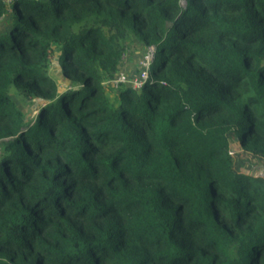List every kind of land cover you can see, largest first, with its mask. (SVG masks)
Segmentation results:
<instances>
[{
    "label": "trees",
    "instance_id": "1",
    "mask_svg": "<svg viewBox=\"0 0 264 264\" xmlns=\"http://www.w3.org/2000/svg\"><path fill=\"white\" fill-rule=\"evenodd\" d=\"M231 138L264 163V0H0V264H264Z\"/></svg>",
    "mask_w": 264,
    "mask_h": 264
},
{
    "label": "rangeland",
    "instance_id": "2",
    "mask_svg": "<svg viewBox=\"0 0 264 264\" xmlns=\"http://www.w3.org/2000/svg\"><path fill=\"white\" fill-rule=\"evenodd\" d=\"M53 51L54 52H50V74L61 87H64L67 84L62 79L61 70L58 63V55L60 50L57 47H54ZM152 51H154L153 47L149 48L143 42H141L140 39L136 37L133 38L127 43L119 69L116 73L118 74L120 72H123L126 74L128 79H132L133 77L138 75L141 70V67L139 65L140 62L145 61L147 63V60L151 59V56H153ZM123 85L124 84H121V86ZM13 97L15 98L17 104L24 111H34L35 107L31 102H28V100H24L15 95ZM231 147L234 154L236 155L238 165L248 166L249 168H251L250 172L253 174L262 176L264 175V163L259 156H257L250 150L241 148L233 138H231Z\"/></svg>",
    "mask_w": 264,
    "mask_h": 264
},
{
    "label": "built area",
    "instance_id": "3",
    "mask_svg": "<svg viewBox=\"0 0 264 264\" xmlns=\"http://www.w3.org/2000/svg\"><path fill=\"white\" fill-rule=\"evenodd\" d=\"M149 61L150 60L148 59L147 63L145 61L140 62L139 65L141 67V70L138 73V75H136L132 79H128L125 73L120 72V73L116 74L112 79L104 82V84L105 83H113V84L117 85L119 83H129L134 88H139L142 85L143 79L146 78V76H147Z\"/></svg>",
    "mask_w": 264,
    "mask_h": 264
},
{
    "label": "crops",
    "instance_id": "4",
    "mask_svg": "<svg viewBox=\"0 0 264 264\" xmlns=\"http://www.w3.org/2000/svg\"><path fill=\"white\" fill-rule=\"evenodd\" d=\"M251 169V168H250ZM250 169H249V171H250ZM264 176V175H263Z\"/></svg>",
    "mask_w": 264,
    "mask_h": 264
}]
</instances>
